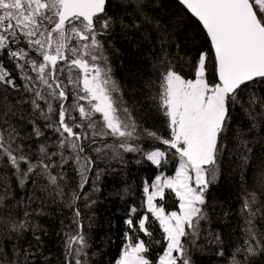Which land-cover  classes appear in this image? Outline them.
<instances>
[{
  "label": "snow or ice",
  "instance_id": "6c2138e0",
  "mask_svg": "<svg viewBox=\"0 0 264 264\" xmlns=\"http://www.w3.org/2000/svg\"><path fill=\"white\" fill-rule=\"evenodd\" d=\"M158 7L157 0H0V164L11 169L20 189L32 183L31 195L15 199L11 180L0 176V264H96L102 250L90 251L91 221L86 229L78 202H96L85 185L108 151L119 163L123 153H133L137 163L156 168L168 163L170 152L179 160L174 176L143 182L146 211L134 220L138 209L130 208L115 264H153L147 255L152 245L162 248L156 264H194L193 253L206 250L226 264H264V152L254 158L249 137L264 130V0H175V23L156 16ZM117 28L125 39L139 30L152 46L149 77L141 85L143 111L139 101L125 100L112 76L105 44ZM178 66H190L193 78ZM152 113L164 117L167 136L147 126ZM24 121L32 127L22 134ZM109 138L113 144L105 143ZM26 140L35 143V153ZM226 156L241 172L243 220L227 256L221 233L210 229L216 207L209 198ZM70 161L79 176L75 187L67 182ZM250 163L251 188L245 178ZM166 191L178 211H166ZM52 205L71 212L70 223L61 219L54 233L56 253L46 249L52 233L37 219H52ZM228 216L222 211L219 218Z\"/></svg>",
  "mask_w": 264,
  "mask_h": 264
},
{
  "label": "trees",
  "instance_id": "16d2710c",
  "mask_svg": "<svg viewBox=\"0 0 264 264\" xmlns=\"http://www.w3.org/2000/svg\"><path fill=\"white\" fill-rule=\"evenodd\" d=\"M159 7L155 10V15L161 20L168 22L171 18V23H175L176 20V7L175 0H157ZM118 11V9H114ZM150 15L153 13L150 12ZM130 17H125V21L129 22ZM150 28V25H146ZM188 36L191 37L193 33L189 31ZM129 35L131 39H125L117 28L116 34L108 40L105 44V48L109 57V65L112 69L113 78L121 85L124 90V98L129 103L139 101L137 107L143 111V105L146 104L145 92L141 91V85L144 80L149 77L150 62L147 57L151 52V45L144 42L139 30H130ZM155 35V33H151ZM108 39V38H104ZM202 44V40L197 38L195 46ZM194 45H189L188 48L192 49L189 55L194 56ZM183 54V50L182 53ZM178 70H181L186 78H193V70L190 66H184ZM18 84L23 82L17 79ZM135 89V91H133ZM13 103H15V96L10 97ZM24 99H27V94H24ZM83 103V102H82ZM25 111H30V106L27 104L22 105ZM98 115V114H97ZM39 124H43L44 121H38ZM147 126L154 131L159 132L161 135L167 136L168 129L165 124L163 116L152 113L147 119ZM31 125L26 121L21 122V130L23 133L31 131ZM48 136H52V132L45 129ZM250 139L253 140V157H257L264 152V130L259 132H253L249 134ZM43 139V138H41ZM26 145L31 146L32 152L35 153V143L30 140L24 142ZM107 144H113L112 139L105 141ZM144 147H151L152 142L141 141ZM102 146V145H100ZM155 147L164 148L163 145L156 143ZM95 157V153H91ZM32 160L35 161L36 156L32 155ZM106 155L101 154V158L96 160L92 171L89 173V183L85 185V191L90 193V199L95 200L91 207H85V201L78 202V206L82 213V221L87 225L89 220L91 221V243L92 249L90 251H96L101 249V255L94 257L96 264H115V260L119 257L121 246L123 243V234L127 230L125 221L128 219L129 210L132 206L138 209V212L133 215V219H137L142 215L146 208L142 207L145 195L142 190L144 181H153L160 173H164L167 176H171L176 172L179 165L178 157H174L172 153H169L168 163L162 164L161 168H156L147 161L141 160L137 163L140 157L133 153H125L124 163H104ZM233 157L226 156L221 163V172L219 180L209 190V198L215 203L216 213L214 214L213 222L210 225V229L219 231L224 240V247L226 250V256L230 253L231 248L235 242H239L240 225L243 223L242 217L239 216V209L241 205L240 193H241V172L237 168L236 163H231ZM252 163H255L253 160ZM252 163L249 165V171L245 173L247 180V186L252 187L254 180L252 174ZM26 167V165H22ZM75 165L70 161L65 165V171L68 176V185L75 187L79 181V176L74 170ZM55 171L58 170H54ZM99 172V179H96V173ZM0 176H7L13 185V195L15 199H21L27 195L32 194V183L25 186V189H20L15 184V178L11 176V169H5L3 164H0ZM95 180L96 187L99 191L92 192V182ZM46 183V181H41ZM130 190L127 195L125 191ZM13 200L5 201V205L12 204ZM166 211L177 210L178 201L175 199L173 193L166 191V197L163 201ZM36 207L35 204L32 205ZM17 214L23 215V207L16 210ZM52 214L53 218L49 216L38 217V221L45 228H48L52 233L51 236L45 237L46 249H51L53 253L58 251L57 237L55 231L59 229V221L65 219V223H70L71 212L68 209H61L59 205H52L47 209ZM222 211H228L229 216L227 221L220 219L219 216ZM150 215V214H149ZM259 223V222H258ZM264 227V225H259ZM159 229L156 227L155 236L159 238ZM143 237V234H141ZM108 238L111 243L104 244V238ZM31 239V237H28ZM147 239L146 237H143ZM203 242V241H201ZM162 254V248L159 245H152L149 253L147 254L149 259L156 264L158 255ZM194 264H226L223 258H217L213 254V250H206L204 252L193 253Z\"/></svg>",
  "mask_w": 264,
  "mask_h": 264
},
{
  "label": "rangeland",
  "instance_id": "374dc122",
  "mask_svg": "<svg viewBox=\"0 0 264 264\" xmlns=\"http://www.w3.org/2000/svg\"><path fill=\"white\" fill-rule=\"evenodd\" d=\"M122 151V150H121ZM111 155V152L110 151H108V153H107V155H106V159H105V161H106V163H116L117 164V160H115V159H109V156ZM123 155L125 156V153H123ZM179 166V165H178ZM159 175H163V176H167L166 174H164V173H160ZM175 175V173L173 174V175H171V176H174Z\"/></svg>",
  "mask_w": 264,
  "mask_h": 264
},
{
  "label": "bare ground",
  "instance_id": "6f19581e",
  "mask_svg": "<svg viewBox=\"0 0 264 264\" xmlns=\"http://www.w3.org/2000/svg\"><path fill=\"white\" fill-rule=\"evenodd\" d=\"M105 159H106V158H105ZM105 159H104V163H106ZM108 164H110V163H108ZM80 203L82 204V201H81V200H80Z\"/></svg>",
  "mask_w": 264,
  "mask_h": 264
}]
</instances>
